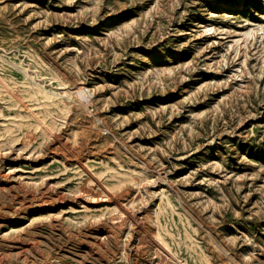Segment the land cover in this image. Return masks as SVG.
<instances>
[{
	"label": "rangeland",
	"instance_id": "obj_1",
	"mask_svg": "<svg viewBox=\"0 0 264 264\" xmlns=\"http://www.w3.org/2000/svg\"><path fill=\"white\" fill-rule=\"evenodd\" d=\"M158 263L264 264V0H0V264Z\"/></svg>",
	"mask_w": 264,
	"mask_h": 264
},
{
	"label": "bare ground",
	"instance_id": "obj_2",
	"mask_svg": "<svg viewBox=\"0 0 264 264\" xmlns=\"http://www.w3.org/2000/svg\"><path fill=\"white\" fill-rule=\"evenodd\" d=\"M66 148H67V147H66ZM70 150H71V149H70ZM70 153H71V152H70ZM69 155H71V154H69ZM69 155H68V156H69ZM70 157H71V156H70ZM73 157H74V156H73ZM73 157H72V158H73ZM74 158H75V157H74ZM74 158H73V159H74ZM111 196H112V195H111ZM111 198H112V201H113V202H115L116 204L118 203V202H117V197L112 196ZM120 205H121V204H120ZM120 205H119V206H120ZM122 207H123V206H122ZM122 207H121V210H122V212H124L125 214H127V218H128V219H132V220H134V217H133L134 215H133L132 213H131V215H130V213L127 212L128 210L126 209V211H125V209H122ZM132 215H133V216H132ZM134 221H135V220H134ZM138 225H139V224H138ZM143 228H144V227H143ZM145 230H146V229H145ZM145 230H143V229L141 228V233L143 234V236H144L145 238H150V239H152V241L155 243V245L159 244L160 241L157 242L156 240H154V238H152L151 235H149V233H147ZM145 238H144V239H145ZM147 240H148V239H147ZM160 243H162V242H160ZM152 244H153V243H152ZM159 245H160V244H159ZM161 248H162V247H161ZM158 249H159V247H158ZM160 250H161V249H160ZM158 252H159V251H158ZM160 255H161V254H160ZM160 255H159V256H160ZM160 258H162V257H160ZM158 259H159V258H158ZM159 260H160V259H159ZM159 260H158V262H159ZM159 263H161V261H160ZM159 263H158V264H159Z\"/></svg>",
	"mask_w": 264,
	"mask_h": 264
}]
</instances>
